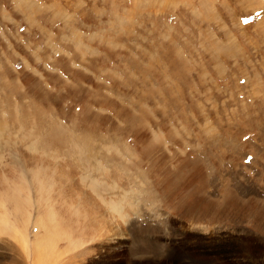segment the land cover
<instances>
[{"label": "rangeland", "instance_id": "obj_1", "mask_svg": "<svg viewBox=\"0 0 264 264\" xmlns=\"http://www.w3.org/2000/svg\"><path fill=\"white\" fill-rule=\"evenodd\" d=\"M0 264H264V0H0Z\"/></svg>", "mask_w": 264, "mask_h": 264}, {"label": "bare ground", "instance_id": "obj_2", "mask_svg": "<svg viewBox=\"0 0 264 264\" xmlns=\"http://www.w3.org/2000/svg\"><path fill=\"white\" fill-rule=\"evenodd\" d=\"M24 181H25V178H24ZM34 182H39V180L37 181V178H35L34 180H33V183ZM32 183V184H33ZM31 184V185H32ZM41 185V184H40ZM94 185V184H93ZM28 186H30V184L28 185ZM27 186V187H28ZM27 189V188H26ZM26 189H23L24 191L26 190ZM20 190H22V187H20ZM28 191V190H27ZM28 194H29V192H27ZM6 194H8V192L6 193ZM28 194H27V196H28ZM29 198H30V196H28ZM6 198L8 199V200H11V201H14V203H15V205L18 207V206H20V204H19V199L17 200L16 199V197H14L13 195H10V194H8L7 196H6ZM87 199V198H86ZM110 208H112V210H114V212H116L117 214H120L121 212H122V209H121V207L118 205V203L117 202H110ZM28 207H29V204H28ZM19 208V207H18ZM21 208H24L23 207V205L21 206ZM30 209V208H29ZM16 210V209H15ZM16 213V212H15ZM53 213V212H52ZM29 214V213H28ZM51 215V214H50ZM52 217H53V215H51ZM46 218H47V216H46ZM48 219V218H47ZM42 220V219H41ZM53 220H54V218H53ZM50 221V218H49V220H47V222H49ZM55 222V221H54ZM31 223V222H30ZM58 223V222H57ZM48 224H51V223H48ZM47 224V225H48ZM56 224V223H55ZM30 225V224H29ZM44 226H45V224H43ZM49 226V225H48ZM50 226H52V224L50 225ZM56 226V225H55ZM58 227H59V223H58ZM50 228H52V227H50ZM48 230V229H47ZM49 231H51V229L49 230ZM60 234V233H59ZM62 235V234H61ZM62 237V236H61ZM50 238V237H49ZM26 240V239H25ZM23 242V241H22ZM31 242V241H30ZM39 243V242H38ZM33 244V243H32ZM32 244H31V246H32ZM47 245V244H46ZM30 246V245H29ZM38 246V245H37ZM33 247H35L34 245H33ZM33 247H32V249H33ZM145 246H142V245H138V250H139V248H141V249H143ZM145 252V251H144ZM39 253V252H38ZM35 256V255H34ZM173 259V258H172ZM144 260V259H143Z\"/></svg>", "mask_w": 264, "mask_h": 264}]
</instances>
